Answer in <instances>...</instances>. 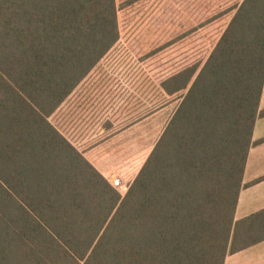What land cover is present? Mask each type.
<instances>
[{"label": "trees", "instance_id": "16d2710c", "mask_svg": "<svg viewBox=\"0 0 264 264\" xmlns=\"http://www.w3.org/2000/svg\"><path fill=\"white\" fill-rule=\"evenodd\" d=\"M157 1L0 0V264H225L264 241V209L236 219L264 141V0H208L181 34L163 0L130 40L181 101L125 195L50 121Z\"/></svg>", "mask_w": 264, "mask_h": 264}, {"label": "crops", "instance_id": "0c3cea01", "mask_svg": "<svg viewBox=\"0 0 264 264\" xmlns=\"http://www.w3.org/2000/svg\"><path fill=\"white\" fill-rule=\"evenodd\" d=\"M157 6L156 3L155 8ZM151 8L149 7L147 12ZM121 40L118 43H121ZM124 41L126 45L130 42L127 39ZM129 52L135 59L134 61L140 64L137 56L130 49ZM109 53L62 102L51 115L50 121L52 122V117L57 116V124L52 123L110 181L109 176L128 174L131 172L130 169L139 165L140 156L132 157L126 152L135 151L139 147L136 144L137 141H141L140 132L146 134L147 130L144 129V125L148 120L156 117L157 113L146 117L145 115L141 116L138 111L130 117H126V114H123L125 111L123 90L104 93L95 90V84L101 79L95 77L97 75L95 70L108 58ZM159 90L162 93L160 88ZM116 94L118 95L116 96ZM263 110L264 88L260 103V111ZM137 130L136 134L138 135L132 134ZM261 139H264V116L258 118L254 129V140ZM133 144L135 147L132 150ZM147 157L148 153L146 152L141 165ZM139 168L136 174H138ZM244 184L247 186L242 189L240 194L236 212L238 220L264 209V141L254 145L250 150ZM225 264H264V241L229 254Z\"/></svg>", "mask_w": 264, "mask_h": 264}, {"label": "rangeland", "instance_id": "374dc122", "mask_svg": "<svg viewBox=\"0 0 264 264\" xmlns=\"http://www.w3.org/2000/svg\"><path fill=\"white\" fill-rule=\"evenodd\" d=\"M163 2V0H158L157 8ZM169 4H172V10L170 9ZM155 5L156 3L151 6L152 8L148 12H146L133 25V27L123 32L121 43H118V45L112 49V51L108 55V58L105 59L102 65H100V67L95 70V73L97 74L95 77L101 78L100 82H97L95 84V90H100L102 93L106 91H124L123 99L125 101V111L123 112V114H126V117H130V115L138 111L140 112L141 116L145 115L146 117L157 113L156 117L148 120L146 122V125H144V129L147 130L145 131L146 134H143L144 132L142 131L140 132L141 135H139V137L141 138V141H137L138 143L136 144V146L139 145V147H137L134 151L133 148L135 146L133 144L131 147L133 151L128 153L126 152V154H129L132 157L140 156V159L138 160L139 165H135V167L130 169L131 172L128 174H113L109 176V182L122 194V196L125 195L132 181L136 178V171L139 166H143L141 165V162L143 161L144 155L147 152L149 156L150 152L162 135L164 129L166 128L181 101L178 100L168 102L169 98L160 93L159 86L157 85L147 68H145L142 62H140V65L137 61H134L135 59L133 57H131L128 45H126L124 41L126 39L131 40L133 37H136L141 32L142 28L146 26V23L149 24L152 20L154 21V19H156V16L153 15V12L157 9L155 8ZM210 5L211 4L208 3V0H168L167 5H165L167 14L161 18L164 24L162 27L164 29H167L168 27H170V19L177 20L179 21L178 26L172 27L173 29L176 28L177 32L181 34L182 32L194 27V24H199V22L202 21V18L206 20L210 18V14L200 13L205 12L208 8H210ZM176 10L179 11L177 15L173 14ZM170 11H172V14H170ZM199 14L203 16L201 17V20H199L200 17L197 16ZM156 27L159 28L161 26ZM208 27L209 26H206L199 32L191 35V37H193L192 41L199 45H202L204 43L209 44L212 39L214 42L219 35L218 30L216 27L210 29H208ZM165 32L166 30L164 31V33ZM209 35H212L209 40H202L204 37L207 38ZM117 95L118 94H116V96ZM51 120L54 124H57L58 122L57 116L52 117ZM155 121L157 122L156 125L154 124ZM136 132H138V130L133 132L132 134L138 135L136 134ZM141 167L139 168V171ZM117 180L120 181V185L118 186L115 185V182Z\"/></svg>", "mask_w": 264, "mask_h": 264}, {"label": "built area", "instance_id": "2783aa9c", "mask_svg": "<svg viewBox=\"0 0 264 264\" xmlns=\"http://www.w3.org/2000/svg\"><path fill=\"white\" fill-rule=\"evenodd\" d=\"M115 185H116V186L120 185V181L117 180V181L115 182Z\"/></svg>", "mask_w": 264, "mask_h": 264}]
</instances>
